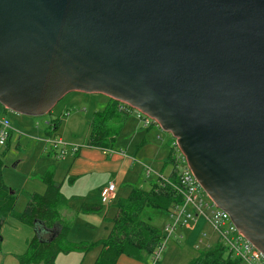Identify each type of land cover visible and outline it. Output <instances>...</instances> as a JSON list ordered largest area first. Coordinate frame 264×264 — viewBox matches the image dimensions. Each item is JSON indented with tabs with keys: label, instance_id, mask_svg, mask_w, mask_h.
Returning <instances> with one entry per match:
<instances>
[{
	"label": "water",
	"instance_id": "95a60500",
	"mask_svg": "<svg viewBox=\"0 0 264 264\" xmlns=\"http://www.w3.org/2000/svg\"><path fill=\"white\" fill-rule=\"evenodd\" d=\"M102 93L171 133L264 255V0H0V103Z\"/></svg>",
	"mask_w": 264,
	"mask_h": 264
},
{
	"label": "rangeland",
	"instance_id": "374dc122",
	"mask_svg": "<svg viewBox=\"0 0 264 264\" xmlns=\"http://www.w3.org/2000/svg\"><path fill=\"white\" fill-rule=\"evenodd\" d=\"M107 100L109 97L102 93L71 91L65 94L50 112L39 116L22 115L6 109L0 103V118H7L11 125L9 139L0 148V157L3 161L1 170L5 184L19 192L15 210H22L26 203V196L21 191L42 192L45 187L41 180L42 173L48 167L56 166L57 180L67 175L61 192L71 206L78 210L67 237L70 242H97L105 238L111 225L107 219L115 213L114 203L117 198L127 196L133 185L147 188L151 182L159 180L154 173L148 175L139 161L142 160L149 165L152 172L163 169L165 175H168L173 165L165 164L173 143L171 133L155 124H150L149 128L145 127L142 120H136L138 116L135 110L131 112L124 125H121L122 121L119 120L111 123L114 131L119 130L115 145L121 147L129 157L135 156V160H132L134 162L132 170H129L130 159H125L126 163L123 164L121 158L112 157L114 153H109L111 152L109 150L107 155H102L101 152L104 151L101 149L91 150L92 147L87 146L89 120L93 112L101 109ZM50 120L59 122L55 130H50L52 123H47ZM144 138L150 144L146 147L152 150L145 151L142 144ZM59 140L62 143L54 146L53 141ZM73 145L79 146V154L76 157H73ZM63 148L64 158L61 157ZM149 153L152 154L150 156L152 159L145 158ZM91 154L95 159H92ZM120 166L122 170L119 169ZM69 176H74L72 182H69ZM109 180L114 183L115 190L113 196L103 203L99 197V187L107 185ZM83 201L100 204L101 207L85 211L81 208ZM204 201H209L207 195L204 196ZM205 210L207 213L210 212V208ZM150 214V221L163 231L169 214L157 210ZM192 222L185 226H190ZM213 232L217 233L214 228ZM34 234L33 227L9 215L0 229V264H17L18 257L23 254L28 240ZM177 239L179 243L172 248V243H177ZM209 242V238L208 240L204 237L196 238V244L190 245L186 238L183 236L176 238L174 233L161 251L158 263L187 264L193 257V251L197 254L199 251L213 248L215 242L211 244ZM97 249L98 247L94 246L84 254L79 250L61 251L56 257V264H92ZM148 261L150 260L145 258V262H142L145 264ZM128 263L130 262L121 260L117 264ZM241 264L246 263L243 261Z\"/></svg>",
	"mask_w": 264,
	"mask_h": 264
},
{
	"label": "trees",
	"instance_id": "16d2710c",
	"mask_svg": "<svg viewBox=\"0 0 264 264\" xmlns=\"http://www.w3.org/2000/svg\"><path fill=\"white\" fill-rule=\"evenodd\" d=\"M134 110L128 104L109 98L101 109L95 110L92 114L89 121L88 143L108 150L114 148L119 130L114 131L111 123L119 120L122 121V125ZM138 113L140 112L136 111V114ZM53 122L51 131L55 130L59 123ZM77 150L74 151V155ZM174 158L171 147L165 161V164H173L167 175L170 182L176 181ZM2 164L0 157V229L6 218L11 215L21 223L33 227L35 231L28 240L25 251L18 257L17 264H56V257L61 251L79 250L84 254L94 246L98 249L92 264H117L122 255L141 262H145V258L151 261L145 264H159L161 252L156 257L155 250L163 240L164 229L162 231L150 221V213L153 210L171 212L182 200V196L166 180L153 181L147 188L133 185L127 196L118 197L114 203L115 213L107 219L111 225L105 238L97 242H70L67 237L78 210L73 208L61 193L60 182L55 178L54 169L42 173L41 180L45 185L42 192L21 191L26 196V203L22 210L16 211L19 192L5 184ZM160 172L163 173V169ZM100 207V204L87 202H82L81 205L85 211ZM242 262L240 257L235 256L224 244L217 241L213 248L199 251L187 264Z\"/></svg>",
	"mask_w": 264,
	"mask_h": 264
},
{
	"label": "built area",
	"instance_id": "2783aa9c",
	"mask_svg": "<svg viewBox=\"0 0 264 264\" xmlns=\"http://www.w3.org/2000/svg\"><path fill=\"white\" fill-rule=\"evenodd\" d=\"M137 116L142 120L145 127H148L150 124L158 126L154 119L142 113H138ZM47 123L50 122L48 121ZM10 131L11 125L9 120L5 117L0 118V148L9 139ZM172 141L176 164L174 168L176 181L170 182L168 176L161 172H157L156 176L159 179L166 180L182 196V200L173 211L168 212L169 219L165 223L163 240L155 250L156 257L159 256L167 240L174 232L184 227L187 223L194 221L197 216H202L216 230L218 241L224 244L228 251L240 257L246 264H264V255L235 227L228 213L217 207L209 197V201H204V196L207 194L194 177L184 155L176 145L175 139L173 138ZM60 143H62L61 140L53 141L54 146H58ZM78 147L77 145H73V151L77 150ZM61 154H65L64 148ZM146 172L150 174L152 173V169L146 167ZM114 190L115 185L112 181L101 187L99 191L101 201L103 203L107 202L108 198L113 196ZM205 208H210V212L207 213ZM203 237L206 238L204 231L200 233L198 239Z\"/></svg>",
	"mask_w": 264,
	"mask_h": 264
},
{
	"label": "crops",
	"instance_id": "0c3cea01",
	"mask_svg": "<svg viewBox=\"0 0 264 264\" xmlns=\"http://www.w3.org/2000/svg\"><path fill=\"white\" fill-rule=\"evenodd\" d=\"M108 101V100H107ZM107 103V102H106ZM105 105V104H104ZM131 115V114H130ZM130 115H128L127 117H126V119L130 116ZM90 119H91V117H90ZM126 119L124 120V123H123V125L125 124V121H126ZM138 119H140V118H137L136 120H138ZM90 121V120H89ZM50 123H54L52 120H50L49 121ZM59 124V123H58ZM50 126V125H49ZM149 128V127H148ZM90 131V130H89ZM89 134V133H88ZM142 144H143V146H145V151L146 150H152V149H149L148 147H146V146H148V145H150L149 144V141L146 139V138H144V139H142ZM78 146V145H77ZM87 146H90V147H92L91 148V150H93V151H98V149H101L102 151H104V152H101L102 153V155H107V153H108V148L107 149H105V148H99V147H97V146H92V145H90L88 142H87ZM81 147V146H80ZM65 150V149H64ZM112 150V151H111ZM114 150V151H113ZM86 151H90V150H86ZM109 151H111V152H109V153H114V156H112V157H115V158H117V157H120L121 158V160H122V162H123V164H125L126 163V160L125 159H130L131 160V163H130V169L129 170H132V168H133V163L134 162H132V160H135V156H130L129 157V155H127V154H125L123 151H122V149H121V147H117L116 145L114 146V148H112V149H110ZM100 153V152H99ZM100 153V154H101ZM138 153L139 152H137V155H138ZM78 154H79V147H78V150H77V153H75V155L73 156V157H76V156H78ZM92 155V159H95L94 158V155L93 154H91ZM152 154L151 153H149V154H147V155H145V158L146 159H152V157H150ZM57 156H60V155H57ZM62 158H64V155H62L61 156ZM82 159H84V157H82ZM140 162V164H142V166H144V168H145V170H146V167H149V168H151L149 165H147L144 161H139ZM122 167L120 166L119 167V169L120 170H122L121 169ZM48 169H54V173H55V176L57 175V167L56 166H51V167H48L47 169H45V171L46 170H48ZM152 169V168H151ZM76 172L77 173H79V170L78 169H76ZM157 172H160V171H154V172H152V173H154V174H156ZM149 175V174H148ZM165 175V174H164ZM167 176V175H166ZM65 177H67V175H65V176H63L61 179H59V180H57L58 182H60V191H61V186H62V184H63V182H64V180H65ZM56 178V177H55ZM74 179V176H69V182H72V180ZM110 181H112V180H109L108 182H110ZM44 184V183H43ZM108 184V183H107ZM101 187H103V186H101ZM101 187H99V191H100V188ZM45 188V187H44ZM62 193V192H61ZM63 194V193H62ZM64 195V194H63ZM83 202H85V201H83ZM70 204V203H69ZM71 205V204H70ZM205 232L206 233V238H207V240H208V238H209V243L211 244L213 241L216 243L217 241H218V236H217V233H215V232H213V227L211 226V224L209 223V222H207L203 217H201V216H197L196 217V219H195V221L194 222H192L191 223V225L190 226H184V227H182L181 229H179V231L178 232H174L175 234L177 233L178 234V237L180 238H182V236L184 237V238H186L187 239V241H189L190 242V245L191 244H196V238H198L199 237V235H200V233L201 232ZM179 235H181V236H179ZM212 241H211V240ZM179 243V239H178V241H177V243L176 242H173L172 243V248H175L176 247V244H178ZM202 244V243H201ZM191 247V246H190ZM194 249L196 248V246L194 245V247H193ZM193 251V250H192ZM196 254H194V251H193V254H192V256H195ZM121 260H123L124 262H126V261H128V262H130V263H128V264H144L143 262H141V261H138V260H134V259H131V258H129V257H127V256H124V255H122V256H120V258H119V260H118V262H120Z\"/></svg>",
	"mask_w": 264,
	"mask_h": 264
}]
</instances>
